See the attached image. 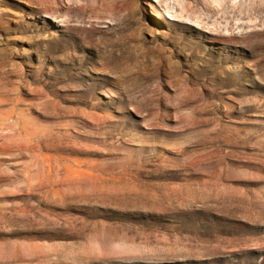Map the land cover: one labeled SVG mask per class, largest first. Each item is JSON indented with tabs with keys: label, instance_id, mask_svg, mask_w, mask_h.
<instances>
[{
	"label": "rangeland",
	"instance_id": "374dc122",
	"mask_svg": "<svg viewBox=\"0 0 264 264\" xmlns=\"http://www.w3.org/2000/svg\"><path fill=\"white\" fill-rule=\"evenodd\" d=\"M0 264H264V0H0Z\"/></svg>",
	"mask_w": 264,
	"mask_h": 264
}]
</instances>
